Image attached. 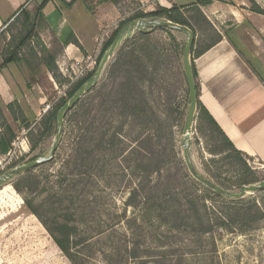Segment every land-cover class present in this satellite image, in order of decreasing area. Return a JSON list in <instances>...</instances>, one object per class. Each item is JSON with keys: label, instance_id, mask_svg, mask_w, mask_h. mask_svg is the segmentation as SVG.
Segmentation results:
<instances>
[{"label": "rangeland", "instance_id": "374dc122", "mask_svg": "<svg viewBox=\"0 0 264 264\" xmlns=\"http://www.w3.org/2000/svg\"><path fill=\"white\" fill-rule=\"evenodd\" d=\"M88 1L92 14L94 8L112 4ZM219 2L225 9L220 13V21H224L221 27L235 24L231 11L242 8L245 2L249 10L264 13V0ZM119 9L121 14L116 15L111 8V22L91 58L78 63L60 61V69L53 67L52 74L39 77V90L32 92V98L40 96L45 102L32 106L28 126L18 122L13 127L14 151L21 156L11 169L49 157L57 124L54 135L34 151L30 130L61 99H68L74 83L92 68L98 69L101 51L121 22L139 12L150 13L130 1L121 2ZM189 20L198 34L192 59L212 45L218 34L204 17ZM163 29L129 33L109 58L97 84L65 113L53 159L0 185V264H71L53 238L63 241L74 264H264V189L239 200L220 196L222 200L213 201L190 185L197 182L182 156L189 103L183 68L187 36ZM33 32L19 21L1 29V60L13 53L18 59L29 56L36 48L48 68L54 62L48 56L58 58L61 46L53 37ZM46 46L51 55H46ZM253 68L258 71L259 64ZM19 112L15 107L17 116ZM190 138L189 160L201 178L231 194L239 193L243 186L264 182V165L247 156L240 162L211 125L204 118L198 120V114ZM145 193L171 198L178 195L177 204L169 199L165 205L172 216L177 212L192 215L193 207L183 200L189 194L196 211L205 201L216 210H234L235 205L229 204L243 201L256 220L242 232L236 228L214 231L197 242L190 230L182 228L168 244L163 222L152 214L151 219L140 216L138 203ZM25 200L33 203L36 215L30 213Z\"/></svg>", "mask_w": 264, "mask_h": 264}, {"label": "crops", "instance_id": "0c3cea01", "mask_svg": "<svg viewBox=\"0 0 264 264\" xmlns=\"http://www.w3.org/2000/svg\"><path fill=\"white\" fill-rule=\"evenodd\" d=\"M43 1L0 0V30L16 21L23 22L22 12L29 14L33 34L39 37L47 34L61 46L58 58L48 56L54 59V69H60V61L78 63L91 58L105 34L104 29L109 27L111 8L116 15L121 14V3L94 8L92 14L87 0H48L41 8ZM129 1L150 13L159 8H179L191 26L189 18L197 15L211 24L218 34L217 40L193 58L197 100L236 151L264 165V13L249 10L245 2L242 8L231 11L235 24L221 27L224 21H220V13L225 11L221 0L206 4L199 3L207 0H124L122 3ZM40 8L41 17L37 15ZM197 37L195 30L194 47ZM45 48L46 55H51V49ZM32 50L29 56L7 64L0 71V140L7 125L13 130L18 122L28 121L32 106L45 102L40 96L33 99L32 92L39 90V77L52 71L45 65L40 51ZM256 64L258 71L253 68ZM11 105L13 112L8 109ZM15 107L19 108L20 116L15 114ZM0 155L4 154L0 152Z\"/></svg>", "mask_w": 264, "mask_h": 264}, {"label": "trees", "instance_id": "16d2710c", "mask_svg": "<svg viewBox=\"0 0 264 264\" xmlns=\"http://www.w3.org/2000/svg\"><path fill=\"white\" fill-rule=\"evenodd\" d=\"M83 1H86V0H83ZM123 1L124 0H103V2L112 3L114 5H117ZM211 1H215V0L202 1L199 4H206V3H209ZM47 2H48V0H44L42 5H41V8ZM87 7H88V10L90 12H92L93 8H91V5L87 6ZM41 8L37 12V15L40 17H41V13H40ZM257 11H259V10H257ZM260 13H261V11H259V14ZM21 14L23 17L22 26L24 29L28 30L30 33V29H32L30 27L31 17L26 12H22ZM139 19L170 21L172 23L178 24L180 26H185V27L191 29L195 35L194 29L186 21V19H184L182 12L180 11L179 8H176V7H172L170 9L159 8L155 12H151V13L139 12V13H136L133 17H131L127 20H124L123 22H121L119 24L117 30L114 31L112 37L107 41V43L103 47V49L101 51L100 58L103 55V53L108 49V47H110V45L112 44V42L116 38L117 34L119 33V31L124 26H126V24H128L132 21H135V20H139ZM159 30H165V29L159 28ZM138 34L143 35L145 33H144V31H139ZM171 38H172V40H174L173 37H171ZM199 54L200 53L196 54V56H198ZM196 56H193L191 59V70H192V75L194 77V80L196 79V73H195V70L193 67V58H195ZM100 58H99V60H100ZM17 60H18V58H17L15 53L10 55L9 58L3 59L1 64H0V71L7 64L15 62ZM116 64H119V60H118V62H116ZM53 67H54V62L51 63L50 65H48L49 70H51ZM95 70H96V67L92 68L85 78L78 80L76 83H74L71 86V88L67 92V98H68L67 100L71 99L73 97V95L75 94V92L82 85H84V83H86L87 81H89L91 79ZM196 90H197V85H196ZM67 100L61 99L58 102V104L52 109V111L46 112L41 117L40 121L36 125V128L33 130H30V134H29L30 137L29 138H30V143H31L30 144L31 151H34L36 149V147L41 142H43L46 138H50L51 136L54 135L55 129H56L57 113H58L59 109L66 103ZM196 102H197L198 120H201L202 118H204L211 125V127L214 129V131L224 140V142L228 146V150L230 152H232L234 155H236V157L239 159L240 162H243L242 158L245 157V155H243L242 153H240L234 149V147L231 145V143L228 141V139L224 136V134L218 128V126L216 125L214 120L210 117V115L204 109V107H202V105L198 102V100ZM8 109L11 112H13V106L12 105L9 106ZM21 123L26 124V120L23 119L21 121ZM26 126H28V124H26ZM35 131H36V135L34 134ZM15 136H16L15 132L7 125L4 129L3 137L0 140V152L2 154H5L7 152L9 146L11 145L13 140L15 139ZM114 139L115 138H113V140L111 141L112 146L115 143ZM146 176H149L148 172H147ZM190 185L195 186L196 190L199 192H202L206 196V198L209 200L214 201V200H220V199L222 200L223 199L220 196H218L217 194H215L214 192H212L211 190L205 188L204 186H200L199 184L194 183V181H191ZM188 196H189V194H186V196L184 197L183 200H186V202L188 204H190V207H193L194 210L191 209L192 215L180 216V212H177V213H174V216H172L170 214V211H169L170 209L168 207H165V205L167 204L166 202L169 201V199H171V202L173 200V202H175L177 204V202L179 200L178 195L174 194V196H172V198H171L170 195H167V196L161 195V197H159V195L156 193L155 194L145 193L141 196L142 198L138 203L140 216L142 218L151 219L150 214H152L153 217H155L156 219L157 218L160 219L163 222L162 228L164 230H166L165 231L166 236L164 238L168 244L171 241H173V236H175L176 234L180 235L179 233H177V231H180L182 228H184V230H190L191 231L190 233H192V238L193 239L196 238L197 239L196 242H197V241H201L203 238L206 237V235H209L214 231H224V232L227 231V232H229V231L233 230V228H236L234 230L242 232L244 229L249 227L248 225H250L253 221L256 220L255 218L253 219L250 215V212L244 208V206H243L244 202L243 201H235V202L230 203L229 205H235L236 209H234V210L230 209L229 207H227L224 210H216L214 208L211 209L210 207H208L206 205L207 201H205V203H203V205L201 207V210L196 211L194 200L189 198ZM165 197H167V199ZM25 204L28 207L30 213H32L33 215H36V208L33 205V203L29 200H25ZM187 212H189V211H187ZM53 240H54L56 246L58 247V249L68 259V261L71 264H74L71 260L69 249L64 245L63 241L58 240L56 238H53ZM66 242H68V241H66Z\"/></svg>", "mask_w": 264, "mask_h": 264}, {"label": "water", "instance_id": "95a60500", "mask_svg": "<svg viewBox=\"0 0 264 264\" xmlns=\"http://www.w3.org/2000/svg\"><path fill=\"white\" fill-rule=\"evenodd\" d=\"M144 28L149 29H157V28H170L174 29L180 33H184L187 36V41L183 49V68L187 83V90H188V97H189V103H188V109H187V115L185 124L183 127V141H182V156L184 163L186 165V168L191 175V177L200 185L204 186L205 188L211 190L215 194L221 197H225L228 199H243L246 197L249 193H253L258 190L264 189V182L251 185V186H243L239 193L237 194H231L226 191H223L215 184L201 178L193 169L188 155V149L190 145V135L192 132V127L194 124V121L196 119L197 115V95H196V84L194 77L192 75L191 70V51L194 45L195 35L193 31L185 26H180L178 24L172 23L170 21H155L151 22L149 20H137L129 23L128 25L124 26L119 33L117 34L116 38L110 45V47L105 51L103 54L98 69L93 74L92 78L86 82L84 85H82L73 95L69 101H67L58 111L56 116V124H57V134L55 136V140L51 146L49 157L44 159H34L24 165H21L19 167L13 168L11 170H8L4 172L0 176V185L5 182L9 177L14 176L16 174H19L21 172H24L26 170L32 169L38 164L44 162V161H50L53 159L55 151L57 149V146L60 142L62 132H63V121H64V115L65 113L74 107L79 100L88 93L98 82L104 67L106 66L109 58L113 56L114 52L117 50V48L121 45L122 41L128 36L129 33L137 30H143Z\"/></svg>", "mask_w": 264, "mask_h": 264}, {"label": "built area", "instance_id": "2783aa9c", "mask_svg": "<svg viewBox=\"0 0 264 264\" xmlns=\"http://www.w3.org/2000/svg\"><path fill=\"white\" fill-rule=\"evenodd\" d=\"M25 135V132L22 131V136ZM16 144L11 143V148L4 154L0 155V176L5 172L10 170L14 164L19 160L20 153L16 154L14 151L16 149Z\"/></svg>", "mask_w": 264, "mask_h": 264}]
</instances>
